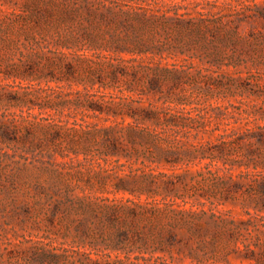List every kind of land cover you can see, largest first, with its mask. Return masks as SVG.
I'll list each match as a JSON object with an SVG mask.
<instances>
[{
    "label": "rangeland",
    "instance_id": "rangeland-1",
    "mask_svg": "<svg viewBox=\"0 0 264 264\" xmlns=\"http://www.w3.org/2000/svg\"><path fill=\"white\" fill-rule=\"evenodd\" d=\"M263 9L0 0V264H264Z\"/></svg>",
    "mask_w": 264,
    "mask_h": 264
},
{
    "label": "trees",
    "instance_id": "trees-1",
    "mask_svg": "<svg viewBox=\"0 0 264 264\" xmlns=\"http://www.w3.org/2000/svg\"><path fill=\"white\" fill-rule=\"evenodd\" d=\"M177 20L179 22V24H182L183 21L181 19L182 15H177ZM164 17V16H162ZM248 18H255V20L259 19L264 23V9L258 13V15H246L245 11H236L229 19H228V23H232V24H236V27H238L240 24V22L246 21L248 20ZM164 19V18H163ZM160 20H162V18H160ZM164 22V20H163ZM238 25V26H237ZM165 46V45H164ZM164 46H161L159 49L160 51L164 50ZM136 52V49H134ZM137 52H143V49H140ZM231 59L236 58V61L238 62V64L242 61H244L243 59H240V57L238 56H231ZM162 74L163 73H169L172 72L171 70L164 68L161 69ZM162 74H160L162 76ZM162 81V78L159 75H155L153 78H151V82H160ZM149 118H156L159 119V121L162 119L160 117V113L158 111L152 112V113H147L146 115ZM184 120L187 119L188 121H190L189 123L191 124L189 127L190 129H197V126H194V123L197 122L195 116L193 117H188V118H183ZM184 126H187L184 124ZM200 126L205 127V123H201ZM196 138V141H194L193 143H191V145L193 146V150L189 152L190 158L191 160H196L197 158H205L207 157V153H210V156L212 159L216 158V155L214 153V151L210 148V144L209 143H204L203 141H201L199 138V132L195 134L194 136ZM230 137V140H225V138ZM220 139H224L222 144L226 145V144H233V143H238L240 145L246 144L250 151H249V160L251 162H254L255 164V168L257 169L259 164L264 162V158H262V155L256 156L254 155L255 152L261 148H264V131H260L258 133H254L250 130L243 132L241 134L239 133H232V134H222L221 136H219ZM227 164L228 165H233L234 163H230L232 162L231 159L229 157H227ZM261 160V161H259ZM212 164V163H211ZM228 170H231L232 168L227 167ZM241 175L243 177H247L249 175H255L256 179V186H259L261 188V192L264 193V172L258 171L255 173H249V172H241ZM259 191V190H258ZM223 197L225 199H229L233 197V191L227 187L225 189V191H223Z\"/></svg>",
    "mask_w": 264,
    "mask_h": 264
}]
</instances>
